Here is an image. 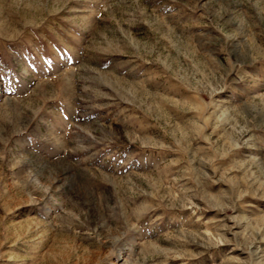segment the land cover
<instances>
[{
  "label": "rangeland",
  "instance_id": "rangeland-1",
  "mask_svg": "<svg viewBox=\"0 0 264 264\" xmlns=\"http://www.w3.org/2000/svg\"><path fill=\"white\" fill-rule=\"evenodd\" d=\"M0 264H264V0H0Z\"/></svg>",
  "mask_w": 264,
  "mask_h": 264
}]
</instances>
